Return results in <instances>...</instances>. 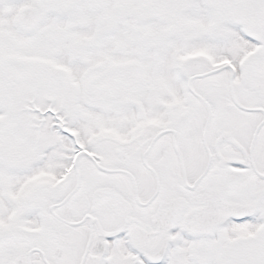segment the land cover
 I'll use <instances>...</instances> for the list:
<instances>
[{
	"label": "snow or ice",
	"instance_id": "1",
	"mask_svg": "<svg viewBox=\"0 0 264 264\" xmlns=\"http://www.w3.org/2000/svg\"><path fill=\"white\" fill-rule=\"evenodd\" d=\"M0 264H264V0H0Z\"/></svg>",
	"mask_w": 264,
	"mask_h": 264
}]
</instances>
